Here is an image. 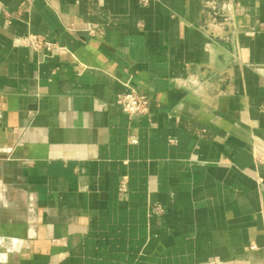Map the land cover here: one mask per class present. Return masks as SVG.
Returning <instances> with one entry per match:
<instances>
[{
  "label": "crops",
  "instance_id": "crops-1",
  "mask_svg": "<svg viewBox=\"0 0 264 264\" xmlns=\"http://www.w3.org/2000/svg\"><path fill=\"white\" fill-rule=\"evenodd\" d=\"M0 264H264V0H0Z\"/></svg>",
  "mask_w": 264,
  "mask_h": 264
},
{
  "label": "built area",
  "instance_id": "built-area-1",
  "mask_svg": "<svg viewBox=\"0 0 264 264\" xmlns=\"http://www.w3.org/2000/svg\"><path fill=\"white\" fill-rule=\"evenodd\" d=\"M149 0H143L147 3ZM25 42L36 51H46L50 54L62 53L63 47L57 42L52 41L48 37L40 34H30L25 37ZM150 97L147 94L140 93L134 89L126 91L119 96L120 109L130 116L145 115L150 111ZM135 141V140H132ZM121 190L126 191L127 185L125 180L121 183ZM158 211H161L159 205L156 206Z\"/></svg>",
  "mask_w": 264,
  "mask_h": 264
}]
</instances>
